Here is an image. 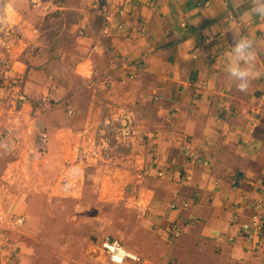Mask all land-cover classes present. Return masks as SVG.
<instances>
[{"label": "crops", "instance_id": "crops-1", "mask_svg": "<svg viewBox=\"0 0 264 264\" xmlns=\"http://www.w3.org/2000/svg\"><path fill=\"white\" fill-rule=\"evenodd\" d=\"M115 3L129 9L128 36L125 30L102 36L89 0H0V76L9 85L19 79L13 87L19 91V108L3 120L0 110V127L15 135L24 127L22 119L33 115L31 122L40 127L33 130L40 134L44 126L52 136L62 132L64 142L68 136L88 135L118 113L138 116V128L155 137L148 138V147L158 144L156 155L148 148L141 159L145 171L136 173L152 182L143 204L151 231H142L146 241L138 237V251L162 264L264 262V252L253 254L242 242L216 240L218 234L237 232L235 213L240 222L246 220L248 199L264 171V18L249 14L250 0ZM140 27L143 34L136 37L134 30ZM234 33L249 36L254 44V66L244 92L224 71ZM65 57L69 71L59 63ZM136 62L142 64L137 71ZM85 103L82 126L72 115L79 109L82 115ZM121 103L128 105L126 111ZM147 114L156 121L150 122ZM37 140L45 145L48 137L45 143ZM4 143L12 150L20 147L12 140ZM186 146L208 158L210 167L193 166L184 157ZM42 147L37 146L44 153ZM158 169L161 178L155 175ZM183 200L195 204L181 211L167 208ZM176 221L187 226L169 241L166 227Z\"/></svg>", "mask_w": 264, "mask_h": 264}, {"label": "rangeland", "instance_id": "rangeland-1", "mask_svg": "<svg viewBox=\"0 0 264 264\" xmlns=\"http://www.w3.org/2000/svg\"><path fill=\"white\" fill-rule=\"evenodd\" d=\"M59 63L70 70L66 57ZM4 81L0 76L2 120L9 110L19 108L15 103L19 91L13 88L19 79L11 86ZM121 104L126 111L128 105ZM87 105L82 104V115L80 109L72 115L82 126ZM127 113H118L88 135L68 136L64 142V133L52 136L43 126L48 137L45 145L35 143L40 127L36 122L33 130L34 116L22 119L24 127L13 137L21 141L20 147L8 156L0 151V264H109L96 249L105 236L140 258L133 264H162L150 261L137 247L138 237L148 240L142 231H151L143 204L144 191L152 182L148 175L136 173L145 171L142 157L148 148L156 155L158 144L148 147L155 137L147 136L145 127L138 128V116ZM147 117L156 121L152 114ZM29 127L32 132L27 131ZM37 146H43L44 153ZM13 216L24 217L23 224L12 225Z\"/></svg>", "mask_w": 264, "mask_h": 264}, {"label": "built area", "instance_id": "built-area-1", "mask_svg": "<svg viewBox=\"0 0 264 264\" xmlns=\"http://www.w3.org/2000/svg\"><path fill=\"white\" fill-rule=\"evenodd\" d=\"M89 2L90 6L95 10L96 15L101 21L102 36L108 37L113 33L118 34L124 30V35H129L128 29L126 28L129 18V9H127L123 3H115V0H112V2H108L107 0H89ZM83 29L84 28H80L79 30L80 36L84 35ZM134 34L136 37H140L143 34V29L141 27L136 28ZM141 66V62L133 64L136 71L140 70L142 68ZM134 75V73L128 74V78L132 79ZM40 102H45V98H41ZM68 112L71 113L70 110ZM13 137L14 135L10 130L0 132V140H3L4 142L12 140V144L15 147L19 146V139L14 140ZM38 140L41 143H45L47 140L46 134L44 132L40 133ZM6 145H9V149H3V152L4 155L7 156L10 154L12 148L10 147V144ZM183 154L193 166H202L205 168L210 167V160L208 158L193 151L191 152V148L188 146L184 148ZM163 175L164 173L162 171L157 172L158 177H163ZM189 178V174L184 177L187 181ZM194 204V202L183 200L180 203H168L167 208L169 210L181 211L186 210ZM246 206L248 215L245 218V221H239L238 218H240V215L238 213L233 215L232 223L237 225V232L234 235L225 233L218 234L216 240L229 244H234L239 241L242 242L244 246L247 247L248 251L253 254L264 252V171L262 173L259 187L254 189V196L249 197ZM11 218L12 225L21 226L23 224L24 218L22 216H13ZM188 219L195 221L193 217ZM186 226L187 222L180 223L179 221L168 225L165 230L167 233V239L173 241L180 237L184 233ZM96 249L99 251V255L103 260L110 264H127L128 262L138 263L140 261V258L137 255L127 251L122 244L113 237H103ZM256 264H264V262Z\"/></svg>", "mask_w": 264, "mask_h": 264}, {"label": "clouds", "instance_id": "clouds-1", "mask_svg": "<svg viewBox=\"0 0 264 264\" xmlns=\"http://www.w3.org/2000/svg\"><path fill=\"white\" fill-rule=\"evenodd\" d=\"M248 11L251 16L264 18V0H250ZM254 60L255 51L252 39L247 35L234 33L224 71L228 79L241 92L248 88ZM0 149L8 150L9 145H5L4 141L0 140Z\"/></svg>", "mask_w": 264, "mask_h": 264}, {"label": "trees", "instance_id": "trees-1", "mask_svg": "<svg viewBox=\"0 0 264 264\" xmlns=\"http://www.w3.org/2000/svg\"><path fill=\"white\" fill-rule=\"evenodd\" d=\"M100 24H101V21H100Z\"/></svg>", "mask_w": 264, "mask_h": 264}]
</instances>
